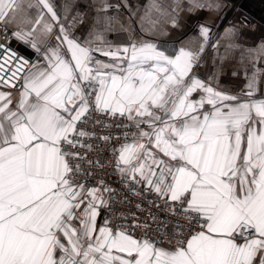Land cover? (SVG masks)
Here are the masks:
<instances>
[{"label":"snow or ice","instance_id":"obj_1","mask_svg":"<svg viewBox=\"0 0 264 264\" xmlns=\"http://www.w3.org/2000/svg\"><path fill=\"white\" fill-rule=\"evenodd\" d=\"M227 7L0 0V264H264V39L197 20Z\"/></svg>","mask_w":264,"mask_h":264},{"label":"crops","instance_id":"obj_2","mask_svg":"<svg viewBox=\"0 0 264 264\" xmlns=\"http://www.w3.org/2000/svg\"><path fill=\"white\" fill-rule=\"evenodd\" d=\"M253 2V4L259 8V11L256 14L252 13V8L249 7L246 3ZM59 4H63L64 0H57ZM73 3H87L88 0H72ZM111 3L119 2V0H110ZM134 8L140 9L143 11V5L148 2V0H129ZM223 3L227 4L228 7L222 12H215L210 10H205L201 17H198L197 20L201 23L213 24V32L218 35L216 38H219V35L223 33V29L229 27L231 24L236 23L242 30L244 34V39L248 44H251L253 41L259 42V40L264 39V0H246L242 7L235 8L231 13L230 17L225 18V14L230 7V2L228 0H223ZM127 14L126 12L124 13ZM217 15L220 16V19H217ZM197 20L190 22V26L194 25ZM82 33L86 34L84 29L77 31V35ZM193 33L189 32V36H192ZM112 38L111 36L109 37ZM226 44L227 41H224ZM223 49H221V54ZM235 59H239L238 53H234ZM217 58L216 54L211 48H209L204 54L202 63L205 65V71L210 69L213 63V59ZM234 66V65H232ZM222 84L225 88H235L237 91L240 87H243L242 80H236L231 78L230 75H225L222 77Z\"/></svg>","mask_w":264,"mask_h":264},{"label":"built area","instance_id":"obj_3","mask_svg":"<svg viewBox=\"0 0 264 264\" xmlns=\"http://www.w3.org/2000/svg\"><path fill=\"white\" fill-rule=\"evenodd\" d=\"M13 47L15 48L16 45L14 44ZM21 52L25 55H28V51L25 49H21ZM105 123H111V121H105ZM113 133H116L115 128H113ZM101 175H106V178L108 182L111 184V186L115 189H117L118 192L123 193V195H127L129 197L128 200H126L122 204H117L118 212H122L124 214H130L132 212H135L137 215H140L139 211L135 208V204L139 203L140 200L138 198L132 197L130 193H125L124 190L121 187V184L119 183L118 177L112 173L111 168H107L104 173H101ZM123 195L119 196L117 199L121 200L123 199ZM151 199V197H149ZM122 221H118L120 223Z\"/></svg>","mask_w":264,"mask_h":264},{"label":"water","instance_id":"obj_4","mask_svg":"<svg viewBox=\"0 0 264 264\" xmlns=\"http://www.w3.org/2000/svg\"><path fill=\"white\" fill-rule=\"evenodd\" d=\"M231 4H230V7L229 9L227 10L226 14H225V18L224 19H227L230 17L231 13L233 12V10L235 8H238L239 6L242 7L243 4L245 3L246 0H228ZM249 7L252 8V13L256 14L257 11H259V8L256 7L254 4H249V3H246Z\"/></svg>","mask_w":264,"mask_h":264},{"label":"flooded vegetation","instance_id":"obj_5","mask_svg":"<svg viewBox=\"0 0 264 264\" xmlns=\"http://www.w3.org/2000/svg\"><path fill=\"white\" fill-rule=\"evenodd\" d=\"M248 3L251 4V5L253 4V2H249V1H248Z\"/></svg>","mask_w":264,"mask_h":264}]
</instances>
